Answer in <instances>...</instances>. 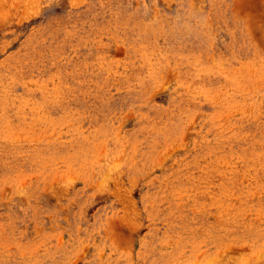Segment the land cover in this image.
<instances>
[{
    "label": "rangeland",
    "instance_id": "1",
    "mask_svg": "<svg viewBox=\"0 0 264 264\" xmlns=\"http://www.w3.org/2000/svg\"><path fill=\"white\" fill-rule=\"evenodd\" d=\"M0 264H264V0H0Z\"/></svg>",
    "mask_w": 264,
    "mask_h": 264
},
{
    "label": "bare ground",
    "instance_id": "2",
    "mask_svg": "<svg viewBox=\"0 0 264 264\" xmlns=\"http://www.w3.org/2000/svg\"><path fill=\"white\" fill-rule=\"evenodd\" d=\"M227 260V259H226Z\"/></svg>",
    "mask_w": 264,
    "mask_h": 264
}]
</instances>
